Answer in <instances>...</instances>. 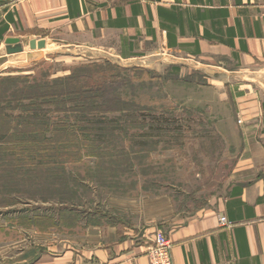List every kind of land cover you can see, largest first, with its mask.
Returning <instances> with one entry per match:
<instances>
[{
	"label": "rangeland",
	"instance_id": "374dc122",
	"mask_svg": "<svg viewBox=\"0 0 264 264\" xmlns=\"http://www.w3.org/2000/svg\"><path fill=\"white\" fill-rule=\"evenodd\" d=\"M50 44L7 54L0 43V112L15 127L39 109L47 135L61 122L81 143L92 142L56 183L28 178L20 161L8 170L9 159L0 156V264H38L40 248L88 225L125 220L123 209L145 197L168 195L187 215L226 194L249 134L261 132L245 126L259 116L239 107L231 90L238 79L197 63L121 60ZM74 72L86 98L79 91L57 96L54 85L44 101L24 95ZM98 130L103 140L95 139ZM63 207L72 211L59 215ZM46 233L45 240L38 235Z\"/></svg>",
	"mask_w": 264,
	"mask_h": 264
},
{
	"label": "crops",
	"instance_id": "0c3cea01",
	"mask_svg": "<svg viewBox=\"0 0 264 264\" xmlns=\"http://www.w3.org/2000/svg\"><path fill=\"white\" fill-rule=\"evenodd\" d=\"M8 37L220 69L238 79L239 107L259 116L245 126L261 128L249 134L224 196L187 215L168 195L145 197L123 209L125 220L40 248L38 264H151L159 229L175 264H264V0H0V43Z\"/></svg>",
	"mask_w": 264,
	"mask_h": 264
},
{
	"label": "trees",
	"instance_id": "16d2710c",
	"mask_svg": "<svg viewBox=\"0 0 264 264\" xmlns=\"http://www.w3.org/2000/svg\"><path fill=\"white\" fill-rule=\"evenodd\" d=\"M75 73L65 78L52 80V84L49 81L41 85L39 84L35 89L30 88L24 95L27 94L29 97L26 98L34 102L39 100L44 101L48 96L51 97L50 94L54 91H50L53 87L49 86L54 85L55 90L59 92L57 96H71L79 91L78 95L81 98H86L84 93L81 92L82 88L78 85L79 78ZM82 100L87 107L91 105L88 98ZM40 116L39 109H35L31 115H27L22 122L13 127L9 117L3 116L2 112H0V156L9 159L8 170H11V164L14 160L16 162L20 161L22 167L25 168V176L28 177V175H31L32 177L30 178L33 179L42 177L43 179H41L44 180L43 183L49 179L52 180V183H56L58 176L64 174L65 164L78 160L80 158L79 151L82 150V144L91 140H89V137H86V140L81 143V140L79 141V138H77L74 132L64 129L61 122L54 124L55 126L51 131L52 135L49 136L47 135V132H49L48 118L45 115L43 117ZM98 132L100 134L98 133V138L95 139L103 140V131L98 130ZM65 158H68V161ZM40 189H43V187ZM67 208L70 209V207ZM69 209L63 207V210H59L58 213L61 215L63 212L72 211ZM42 217L56 216L44 215Z\"/></svg>",
	"mask_w": 264,
	"mask_h": 264
},
{
	"label": "built area",
	"instance_id": "2783aa9c",
	"mask_svg": "<svg viewBox=\"0 0 264 264\" xmlns=\"http://www.w3.org/2000/svg\"><path fill=\"white\" fill-rule=\"evenodd\" d=\"M221 223H229L228 219L221 217ZM173 243L165 231L159 229L154 235V243L149 250L151 264H175L173 257Z\"/></svg>",
	"mask_w": 264,
	"mask_h": 264
},
{
	"label": "water",
	"instance_id": "95a60500",
	"mask_svg": "<svg viewBox=\"0 0 264 264\" xmlns=\"http://www.w3.org/2000/svg\"><path fill=\"white\" fill-rule=\"evenodd\" d=\"M5 44L6 53L13 54L23 52L25 47H29L30 49L45 48L47 40L45 38H25L21 40L19 37H8L5 40Z\"/></svg>",
	"mask_w": 264,
	"mask_h": 264
},
{
	"label": "bare ground",
	"instance_id": "6f19581e",
	"mask_svg": "<svg viewBox=\"0 0 264 264\" xmlns=\"http://www.w3.org/2000/svg\"><path fill=\"white\" fill-rule=\"evenodd\" d=\"M47 44H48V45H47L46 47H48V48H49V46H50L51 44H50V43H48V41H47ZM27 49H28L27 47H25V48H24V50H27Z\"/></svg>",
	"mask_w": 264,
	"mask_h": 264
}]
</instances>
